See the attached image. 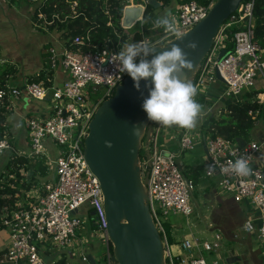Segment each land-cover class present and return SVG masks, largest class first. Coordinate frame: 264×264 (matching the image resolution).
Here are the masks:
<instances>
[{"label": "built area", "instance_id": "2783aa9c", "mask_svg": "<svg viewBox=\"0 0 264 264\" xmlns=\"http://www.w3.org/2000/svg\"><path fill=\"white\" fill-rule=\"evenodd\" d=\"M128 2L134 4L133 0ZM146 2L142 0L140 4L145 6ZM214 2L212 0L209 6L196 1L179 4L172 16L181 35L201 21ZM254 9L255 0L242 2L223 22L201 63L193 84L198 93L207 91L210 101L208 89L220 82L219 74L225 84L224 92L218 95L219 100L228 98L234 102L247 90L256 89V100L264 105V87L257 86L258 81L264 83V54L255 38ZM42 18L43 13L39 19ZM136 32L142 34L141 39L135 40ZM145 32L141 25L136 31L128 32L129 38L125 42L147 39L153 45H164L160 42L175 38L162 31L153 39ZM125 42L113 43L109 39L102 46H93L89 44V34L76 36L72 47L64 43L60 48L51 47L48 51L46 67L54 72L52 86L24 78L20 83L0 90L2 103L7 101L12 105L18 99L37 105L35 111L25 116L27 150H14L9 137L4 134L0 139V156L13 150L17 155L45 157L48 169L47 179H39L31 189L22 190V196L16 193L15 197H19L14 203L0 205V230H5L10 240L1 256L2 262L60 264L53 256L46 260L45 255L49 256V252L44 247L49 243L71 247L79 238L78 230L87 223L90 211L96 212L95 234L108 239L101 184L87 162L84 149L89 124L97 108L115 94L127 76L118 71L113 60V55ZM85 46L88 49H84ZM58 68L64 70L63 77L57 76ZM177 131L176 127L164 128L154 123L146 130L142 148V179L149 191L155 225L163 239L165 264H232L220 258L208 260L204 255L205 252L218 253L224 238L222 231L216 232L211 242L202 241L192 233L189 239L180 242L183 253L177 257L172 254L163 218L166 220L170 214H183L188 218L194 214L192 199L197 185L194 172L197 168L185 169L177 161L176 152L165 145L160 147V137L168 144ZM200 141L207 151L205 177L218 181L220 193L224 191L238 204L250 208L242 229L255 237L264 253V165L258 161L263 144L257 141L241 144L222 136L209 138L206 133L184 130L179 139V151L194 150ZM242 156L249 160L250 175L241 177L231 171H222L229 161L234 162ZM212 164H215L214 169L209 168ZM7 198L11 199L12 195ZM86 242L82 243L80 259L89 264L88 240ZM107 258V264H111L110 253Z\"/></svg>", "mask_w": 264, "mask_h": 264}, {"label": "water", "instance_id": "95a60500", "mask_svg": "<svg viewBox=\"0 0 264 264\" xmlns=\"http://www.w3.org/2000/svg\"><path fill=\"white\" fill-rule=\"evenodd\" d=\"M243 1L215 0L207 15L181 35L183 43L174 38L164 45H155L157 52L174 44L182 47L194 61L193 69L187 72V78L193 82L221 25ZM148 5L157 9L161 2L147 0L143 6L137 1L126 6L123 27L129 29L142 21ZM190 41L197 42L196 51L186 47ZM218 78L223 81L219 74ZM147 95L144 83L141 91H137L127 75L115 94L97 108L85 138V157L100 181L104 197L107 234L113 245L111 264H165L163 239L155 225L149 191L142 179L140 151L150 123L142 109ZM95 215V211L90 212L93 227H96ZM88 258L89 264H105L91 252Z\"/></svg>", "mask_w": 264, "mask_h": 264}, {"label": "rangeland", "instance_id": "374dc122", "mask_svg": "<svg viewBox=\"0 0 264 264\" xmlns=\"http://www.w3.org/2000/svg\"><path fill=\"white\" fill-rule=\"evenodd\" d=\"M134 1L136 2L138 0H133V2ZM3 3L6 5L8 4L10 8L19 12V15L18 16L14 15V17H12L10 12L7 11L5 12L3 9L4 7ZM42 3L43 1H39L37 4L32 5L27 0H0V6H1L0 7V41L1 44L5 47L6 50L5 56L13 58L16 61H19L20 64L25 66V68L26 66H31V64L35 65L37 62L38 64L39 63L42 64L40 61V52L39 49L37 48V43L39 41L36 42L32 41V36L35 35L34 32H31V29L36 30L39 34L42 35L43 34L47 35L48 33H51V31H47V29H45L44 27L43 28L45 30L44 31L45 33H42L40 31L41 28L40 24L37 23V21L33 17L37 13L38 18H40V14L42 13L40 12L39 8ZM157 9H155L148 17L144 18V20L140 21L139 22L140 25L145 24V26L147 27H153V21L156 18L163 16L162 11H159ZM31 23L33 24V26ZM139 23L132 29H135L137 26H139ZM14 28L16 29V31ZM170 40L172 39L161 41L160 43L166 44ZM63 42L64 40L62 41L59 40L57 46L60 47L63 44ZM47 51L48 48L46 47L42 48L41 50L42 57L44 54H46ZM22 56L25 59H23ZM13 59L7 60L5 58H2V53H1L0 56L1 62H5V61L16 62ZM20 64L18 65L19 71H20ZM33 69L34 68L32 67L31 70L25 71L23 68L22 72L24 73L25 71L26 75H24L23 77L22 73L20 75L18 74V80H20L21 78L23 79L28 77L29 75L27 74H31L32 72H34L33 74H36L35 72L37 71V69L36 70ZM61 70H62L61 68L58 70V74L61 72ZM40 71L41 70H39L38 72ZM218 86L221 88V90L218 89L219 94H222L224 92L225 84L220 81L218 83ZM257 86L259 88H263L264 83L262 81H258ZM200 94L201 93H198V95L196 96V100H198ZM211 101H212V105L211 104L202 105L203 111L199 118L197 128L194 131H192L194 134L206 133L205 129L209 124L210 117L218 115L219 108L224 106V104L228 102V98H226L225 102H223L220 101L218 98L213 97L211 98ZM218 102H220L222 106L221 104L220 106H218ZM30 107L34 109L37 107V105L34 103H27L26 101L17 99L15 104V112L12 111L7 112L8 115L6 118L8 125L10 126V131L12 133V136H10V138L13 143V148L14 150H18L19 152L22 151L24 152L28 148L26 144V141L28 142V139L26 140L27 133H26V122L24 115L28 110H31ZM261 120H264V117H262ZM153 124H154L153 122H150L147 126V130ZM177 130L178 131L175 133V135L178 136V138L180 139L181 132L184 130L179 128H177ZM207 135L210 138V134ZM251 139H252V133H251ZM165 141L166 139L160 137L159 139L160 147L163 145ZM259 141L263 144L261 155L263 157V164H264V131L261 133ZM199 143L202 144L203 142L200 141ZM176 145L178 146L177 148L179 150L180 149L179 144L177 143ZM165 147L171 150L173 149L176 150L173 146L172 148L170 145L169 146L165 145ZM52 149L54 151V148ZM12 152L14 151L8 150L3 155L0 156V174L6 171L8 158ZM141 153H144L143 149H141ZM203 154H205L203 145H199L198 147L196 146V149L194 150H188L184 152L183 160L184 162H186V164H190L189 166L185 165L184 166L185 169L196 168L197 166H194L195 164L200 166L201 163H204ZM196 175H197V186L194 190L193 199H192L195 208L194 214H192L188 218L183 214H178V215L170 214L166 220L163 218V221L166 226V231L170 238V248L172 254L175 257H177L179 254L183 253L180 247V242L183 239H189L192 233L198 236L202 241L211 242L215 239L216 232L220 231L218 229H221L225 236L221 240L222 246L219 249L218 253L211 254L205 252L204 255L207 257L208 260L220 258L221 261H227L228 254L232 249H239V247L241 248L245 247L244 241L242 243L241 240L234 239L235 234H239L243 236L245 234V231L242 229L241 225H237V224L231 225L230 226L231 228L229 227V229L225 231L223 228L219 227V224L213 222L214 220L216 222V218L219 217L220 212L221 213L226 212L227 214L229 212H233L235 214V217L238 218L237 220L240 221V219L243 218V215L246 214V212L248 211L247 207L244 204L238 205L237 203L231 201V199H229L231 197L228 196V193L224 191L222 193H219L221 189L218 185V181L214 178L205 177L203 167L197 169ZM45 179L47 178H40V181H44ZM206 186L208 187L205 188ZM214 188L218 191L219 196L222 197L221 200L216 198L217 195L213 191ZM86 219L88 220L87 223L80 230H78L79 238H77L74 241L71 247L63 248V247H59V245H54L52 243H49L44 247V249L47 252H49V256L45 255L46 260H50L51 259L50 256H53L54 259L59 260L60 262H62V260L65 259V264H86L85 262L81 261L80 253L84 248L82 243H87L86 242L87 240H88V244H86L87 249L97 258V260L102 261L104 254L106 257H108V254L110 253L109 239L99 238L98 235L95 234V230H96L95 227H91L90 219L89 218ZM231 235H233V237ZM5 240H8L7 232L5 230H0V249H5L7 247L8 244L3 243V241ZM1 263L14 264L9 261H4ZM107 263H108V258H107ZM237 263L238 262H236L235 264Z\"/></svg>", "mask_w": 264, "mask_h": 264}, {"label": "trees", "instance_id": "16d2710c", "mask_svg": "<svg viewBox=\"0 0 264 264\" xmlns=\"http://www.w3.org/2000/svg\"><path fill=\"white\" fill-rule=\"evenodd\" d=\"M30 4H37L43 1L40 6V12L44 14V18L39 19L36 13L33 17L40 24V31L62 33V39L67 47H72L73 40L76 36H86L89 34V44L93 46H102L107 40L113 43L119 41L125 42L129 38L126 28L122 25L124 9L129 5L128 0H27ZM161 2L159 8L170 6L172 0H157ZM196 1L201 5L209 6L212 0H177L179 4ZM76 3V5H74ZM156 8L148 5L144 18L148 17ZM255 38L260 43L262 53L264 54V0H255ZM109 23H111L109 25ZM44 27V28H43ZM163 29H147L145 34L155 38L156 34L162 32ZM142 38V34L136 32L135 40ZM50 48V45H45ZM232 44L229 45V49ZM84 49H88L87 46ZM2 47L0 46V56ZM44 64H48L49 53L43 55ZM19 64L13 61H0V90L7 88L8 85H15L18 80ZM45 67L38 73L26 77L28 81L43 82L47 86H52L54 72ZM258 90H247L239 100L225 103L219 108L218 115L209 119V124L205 129L206 136L210 134V138L222 136L234 142L245 144L251 141V132L256 127L257 121L264 117V105L258 104L256 100ZM197 102L201 105H212V101L208 99L207 91L202 92ZM12 111V105L7 101L0 102V139L3 135L9 138L12 136L10 126L7 122V112ZM253 113L251 115L250 113ZM255 116L256 118H253ZM10 142L12 140L10 138ZM141 159L144 153H141ZM45 157H27L26 155H17L12 152L8 158L6 171L0 174V205L14 203L19 197H15L16 193L21 195L22 190L31 189L39 182L40 178L48 175V169L45 166ZM24 170V173H22ZM197 169L195 170L196 174ZM197 182V175H195ZM12 198H7V195ZM22 196V195H21ZM91 212V211H90ZM88 213L91 227L92 217ZM110 254H113V245L109 241ZM100 262L107 263V257L103 256ZM65 264V259L60 262Z\"/></svg>", "mask_w": 264, "mask_h": 264}, {"label": "clouds", "instance_id": "9594fccd", "mask_svg": "<svg viewBox=\"0 0 264 264\" xmlns=\"http://www.w3.org/2000/svg\"><path fill=\"white\" fill-rule=\"evenodd\" d=\"M153 28L163 29L166 35L174 36L183 43L170 12L156 18ZM186 47L196 51L198 44L190 41ZM113 60L120 73L131 77L137 91H141V84L144 83L148 95L143 99L142 109L148 121L164 128L177 127L189 132L197 128L203 106L196 100L197 86L187 78L194 61L182 47L174 44L157 52L156 46L147 39L136 43L125 42L113 55ZM209 168L214 169L215 164L209 165ZM222 171H231L243 177L250 175L252 169L249 160L242 156L234 162L229 161L228 167Z\"/></svg>", "mask_w": 264, "mask_h": 264}, {"label": "crops", "instance_id": "0c3cea01", "mask_svg": "<svg viewBox=\"0 0 264 264\" xmlns=\"http://www.w3.org/2000/svg\"><path fill=\"white\" fill-rule=\"evenodd\" d=\"M139 1V3L140 2H142V0H138ZM137 2V1H136ZM135 1H134V4L136 3ZM8 5V4H7ZM6 4H4L3 3V9H4V11L6 12H10L11 13V15H12V17H14V15H19V12H17L16 10H14V9H12V8H10V6L8 5L7 6ZM179 6V3L177 2V0H172V3H171V5L170 6H167L166 8H158L157 10H159V11H162V13H163V16L166 14V13H173L175 10H176V8ZM1 7V6H0ZM142 20H144V17H143V19ZM139 23V22H138ZM137 23V24H138ZM32 24V23H31ZM136 24V25H137ZM136 25H134L133 27H135ZM32 26H33V24H32ZM133 27H131L130 28V30L129 29H126L127 30V32H134V31H136L137 29H139L140 27H141V25H140V23H139V26H137L135 29H132ZM142 27L145 29V30H147V29H149V28H151V29H154L153 27H147V26H145V24H142ZM15 29V28H14ZM132 29V30H131ZM17 30H19V29H17ZM15 31H16V29H15ZM31 32H34V35L35 36H32V41L33 42H36V41H39L38 43H37V48L39 49V52H40V61H41V63L42 64H38V62L34 65V64H31V66H26V68H29V69H26L25 68V66H23L22 64H20V62L19 61H16V60H14L13 58H10V57H6L5 56V53H6V50H5V47L1 44V41H0V46H2V58H5V59H13L14 61H16L17 63H19L20 64V71H19V75L22 73L23 74V77H24V75H26V73H25V71H29V70H31L32 69V67L34 68L33 70H36L37 69V71L35 72V73H37L39 70H42L43 68H44V66L46 65V63L44 64V61H43V57H42V55H41V50H42V48L43 47H45L44 45H47V44H50L51 46H50V48L51 47H55V48H60L64 43H65V41L63 42V44L60 46V47H58L57 46V44L59 43V40H63L62 39V33H56V32H51V33H48L47 35H45V34H39L36 30H33V29H31ZM49 35V36H48ZM61 37V38H60ZM49 48V49H50ZM49 49H48V51H49ZM22 58L23 59H25L23 56H22ZM38 59H39V57H38ZM23 66V67H22ZM23 68H24V73L22 72V70H23ZM60 68H58V70H59ZM58 70H57V76L58 77H63L64 75H65V72H64V70H61V72L58 74ZM34 72H32L31 74H33ZM31 74H27V75H31ZM24 79V78H23ZM22 78L20 79V80H17V82H16V84H18V83H20V81L21 80H23ZM61 80V79H60ZM215 89V90H214ZM218 89H220L221 90V88L218 86V83H216V84H214L213 86H211L209 89H208V95L211 97V98H213V97H216V98H218V94H219V90ZM16 100L17 99H15L13 102H12V112H15V104H16ZM220 101H223V102H225V99L224 100H220ZM220 102H218V106H220ZM225 105V104H224ZM221 106H222V104H221ZM31 108V107H30ZM37 109V107L36 108H31V110H28L27 112H26V114L24 115V117L30 112V111H35ZM12 130V129H11ZM264 131V120H259L258 121V123H257V125H256V127H255V129L254 130H252V139H251V141H257V142H260L259 141V138H260V135H261V133ZM27 133V132H26ZM204 135V134H203ZM173 141V142H172ZM172 142V143H171ZM171 143V144H170ZM179 144V138H178V136H174L172 139H171V141L169 142V144H167L166 143V141L163 143V145H170L171 147L173 146L176 150H174V152H176L177 154H178V157H177V161L179 162V164H181L182 166H189L190 164H186V162H184V157H183V155H184V153H181L179 150H178V146L176 145V144ZM199 145H203L204 146V151H205V154H203V159H204V163H201L200 164V166H198V165H194V166H197L196 168L197 169H199L200 167H205L206 166V164H207V151H206V147H205V145H204V143H202V144H198L197 145V147L199 146ZM172 147V148H173ZM261 153H262V151H261ZM261 153H260V156H259V164L260 165H262L263 164V157H262V155H261ZM264 165V164H263ZM204 183V182H203ZM203 183H201V184H203ZM197 186V185H196ZM208 186H206L205 188H207ZM213 191L215 192V194L217 195V199H222V197L221 196H219V193H218V191L214 188L213 189ZM229 199H231V201H233L234 203H237V202H235L232 198H229ZM225 200V199H224ZM224 202V201H223ZM224 204V203H223ZM238 204V203H237ZM239 205V204H238ZM245 205V204H244ZM246 206V205H245ZM247 207V212H246V214H244L243 215V218L242 219H240V221L239 220H237L238 218L237 217H235V214L233 213V212H229L228 214L226 213V212H220L219 213V217H217L216 218V222H215V220H214V222L213 223H217V224H219V227H221V228H223L225 231H227L228 229H229V227L231 226V225H233V224H237V225H243V223H244V221H245V219H246V217L250 214V208L248 207V206H246ZM240 211V210H239ZM218 220V221H217ZM239 222V223H238ZM236 225V226H237ZM231 228V227H230ZM218 230H220V231H222L221 229H218ZM223 233V232H222ZM224 234V233H223ZM8 235V234H7ZM225 236V235H224ZM232 237H233V235H231ZM233 239V238H232ZM231 239V240H232ZM234 239H236V240H241V242L243 243V241H244V244H245V247L244 248H241V247H239V249H232L230 252H229V254H228V257H227V261L228 262H230V263H232V264H235L236 262H238L237 264H264V253L261 251V249L259 248V243H258V241L255 239V237H252V236H250L249 234H247L246 232H245V234L242 236V235H239V234H236V237H234ZM9 236H8V240H5V241H3V243H5V244H8L9 245ZM8 245H7V247H8ZM7 247L5 248V249H7ZM5 249H0V263L2 262L1 261V256H2V254L4 253V250ZM230 259H231V261H230ZM2 264V263H1Z\"/></svg>", "mask_w": 264, "mask_h": 264}]
</instances>
